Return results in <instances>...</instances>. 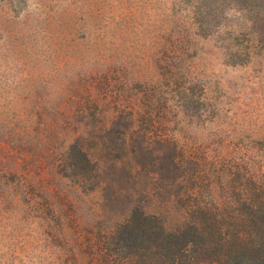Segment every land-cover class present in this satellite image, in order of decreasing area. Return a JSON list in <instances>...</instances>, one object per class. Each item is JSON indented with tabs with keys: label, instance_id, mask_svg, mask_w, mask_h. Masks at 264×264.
I'll return each instance as SVG.
<instances>
[{
	"label": "rangeland",
	"instance_id": "374dc122",
	"mask_svg": "<svg viewBox=\"0 0 264 264\" xmlns=\"http://www.w3.org/2000/svg\"><path fill=\"white\" fill-rule=\"evenodd\" d=\"M256 184L264 0H0V264H194L118 232Z\"/></svg>",
	"mask_w": 264,
	"mask_h": 264
},
{
	"label": "trees",
	"instance_id": "16d2710c",
	"mask_svg": "<svg viewBox=\"0 0 264 264\" xmlns=\"http://www.w3.org/2000/svg\"><path fill=\"white\" fill-rule=\"evenodd\" d=\"M255 186L260 195L256 204L248 197L231 201L232 207L240 208L231 214L208 211L204 202L197 200L195 211L186 215L177 228L154 225L143 217L141 221L147 226L138 230L135 218L126 226L128 234L118 232L117 240L143 249L138 246L141 231V241L149 244L146 248L163 259L175 255L194 264H264V184Z\"/></svg>",
	"mask_w": 264,
	"mask_h": 264
}]
</instances>
